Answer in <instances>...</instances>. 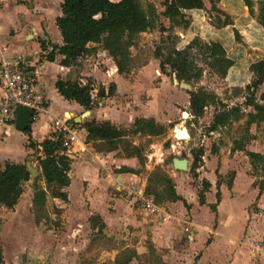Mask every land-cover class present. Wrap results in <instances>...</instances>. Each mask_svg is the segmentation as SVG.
<instances>
[{
	"label": "crops",
	"instance_id": "crops-1",
	"mask_svg": "<svg viewBox=\"0 0 264 264\" xmlns=\"http://www.w3.org/2000/svg\"><path fill=\"white\" fill-rule=\"evenodd\" d=\"M157 1L156 9L162 7L160 14L164 11V0ZM203 2L204 10L185 13L189 21L187 27L173 29L182 32L176 33L174 47L183 49L194 38L203 42L218 41L233 61L226 77L221 79L224 87L229 91H244L252 81L250 65L264 59V28L257 23L255 11L253 16L250 15L243 0H220L215 8L223 17L220 15L216 22L207 16L209 1ZM62 3L63 0H0V57L22 58L36 65L40 75L37 88L48 106V113L30 124L27 135L13 124L4 129L0 138V169L7 163H29L36 173L24 184L26 189L23 187L22 196L12 208L16 215L25 207L30 211L33 189L37 185L46 189L37 160L42 158L40 144L52 138L53 121L64 116L76 124L75 114L86 112L56 92V81L61 79L83 85L91 82L93 105L86 119L109 123L123 130L131 129L137 119H153L157 124L167 126L170 121L160 120L159 111L164 106L178 107L183 100L174 79L170 83L163 76L156 86H150L153 74H158L155 70L159 61L154 56L147 63L135 65L124 75L118 74L112 57L100 49L91 56L76 60L69 67L60 64L63 59L60 55H56L53 62H48L40 43L62 45L55 23L61 16ZM225 15L230 20L229 25H223ZM160 17L163 26L168 28V19ZM149 34L142 33L140 37ZM259 88H264V84ZM142 93H146L144 100ZM216 96L226 104L224 95ZM55 105L60 106L59 110ZM86 119L76 124L79 143L75 148L79 150L69 159V185L64 189L66 201L52 198L49 193L46 196V207L53 205L56 209L58 222L54 226L60 230L59 235L53 236L54 231H48L46 235L58 240L59 254L69 252L74 260L80 259L84 264H120L133 253L135 255L128 264H264V254L260 257L252 254V243L264 240V187L260 190L255 184L251 174L253 169L245 153L232 151L234 140L241 137L238 127L234 128L238 137L228 143L227 155L216 156L210 161L205 158L201 170L197 168L196 178L200 186L189 184L184 172L170 168L169 176L174 182L176 195L182 200L161 205L162 214L154 216L143 213L115 186L117 178L125 182L135 181L145 187L152 165L146 163L142 166L136 157L126 156L127 146L111 152L96 150L93 143L86 142L87 134L82 128ZM252 126L244 150L264 157V145L259 143L258 136H254L256 133L251 130ZM227 128L212 133L221 136ZM79 132L83 133L82 137ZM138 139L135 142H139ZM30 141L36 148L30 147ZM148 152H145V157ZM229 172L232 178L225 182L223 179ZM202 182L210 185L203 205L198 199ZM161 215L163 220L159 218ZM91 218H98L94 220L95 229L90 225ZM99 222L104 226L101 234L97 231ZM32 223L36 230L46 224Z\"/></svg>",
	"mask_w": 264,
	"mask_h": 264
},
{
	"label": "trees",
	"instance_id": "trees-1",
	"mask_svg": "<svg viewBox=\"0 0 264 264\" xmlns=\"http://www.w3.org/2000/svg\"><path fill=\"white\" fill-rule=\"evenodd\" d=\"M213 11L220 0H208ZM248 7L250 15H254L253 0H243ZM258 1L257 23L264 28V0ZM164 11L157 13L156 8L147 4L142 5L140 0H63L61 4V16L55 21L56 27L62 38L61 46H54L40 43L41 50L45 53V59L53 62L56 55L63 57L60 64L69 67L78 59L91 56L99 49L106 51L113 59L117 72L120 75L128 74L135 66L130 50L136 48L140 34L158 30L167 32L175 27H187L189 21L186 19V12L204 10L203 0H164ZM160 16L168 19L169 27L165 28L160 23ZM230 20L225 15L223 25H229ZM235 36L238 37L237 32ZM95 45V47H90ZM264 50V38H263ZM201 57L203 64L216 74L220 79H224L228 70L233 66V61L228 58L226 51L218 41L203 42L200 38H194L183 49L172 47L168 56L162 54L158 48L154 52V57L159 61V68L165 72V68L170 69L168 76L174 75L178 82L188 85L197 83L203 74V69L195 63V56ZM249 71L252 74V81L244 89L247 96L242 105L228 107L213 92H207L199 88L196 92L190 93L191 116L199 118L207 106L215 105L219 110L207 128V132L212 133L225 127L232 126L235 122H240L243 117L246 121L239 124L240 138L234 140L232 151H243L250 161L254 170L262 168L264 157L259 154L246 152L245 142L249 140V129L252 125L257 127L264 123V94L259 101L255 98L258 88L264 84V59L250 65ZM92 83L85 85L80 82H69L59 79L55 83L56 92L68 102H75L85 111L92 109ZM111 93V90L108 94ZM103 96V92H100ZM242 106L251 108L253 111L244 113ZM76 126V124H74ZM82 128L86 131V142L93 143L96 150L100 152H111L120 146H127L124 151L128 157H136L139 162L142 158L143 149L139 146H132L128 138L133 136L159 137L166 129L157 124L153 119H137L129 130L118 129L109 123H99L95 120L86 119L82 123ZM28 128L25 133H29ZM30 147L36 148L31 141ZM40 147L42 158H38V167L41 177L44 179L46 189L37 185L33 189L31 214L36 225L46 222L48 213L46 209L47 193L52 198L66 201L64 189L69 185L67 173L70 168V160L61 155V142L45 139ZM131 149V150H129ZM203 156L202 150L192 153V164L189 173H196L197 164ZM169 161H165L168 165ZM143 166V163L141 164ZM31 179L30 173L25 164L7 163L0 169V209H12L23 194V187ZM38 179V178H37ZM210 185L202 182L198 193L199 203L204 204L205 193ZM263 187L260 188L262 190ZM145 193L153 197L156 205H163L167 202L182 200L176 195L174 182L163 167L156 166L147 177ZM214 210V208H213ZM98 218H91L90 225L95 229V221ZM103 224H97L98 234H101ZM132 255H135L133 253ZM132 255L126 256L124 262L128 264ZM119 261V260H118ZM117 263V261H116ZM0 264H4L2 248L0 247ZM119 264V263H117Z\"/></svg>",
	"mask_w": 264,
	"mask_h": 264
},
{
	"label": "rangeland",
	"instance_id": "rangeland-1",
	"mask_svg": "<svg viewBox=\"0 0 264 264\" xmlns=\"http://www.w3.org/2000/svg\"><path fill=\"white\" fill-rule=\"evenodd\" d=\"M140 2L144 7H146L147 4H151L154 7L155 5H159V1L157 0H140ZM205 2L207 3V0H205ZM160 8L162 9V7H157V13L159 12ZM253 9L255 11V16H257V0H253ZM206 13L213 22H216V19L221 15L212 10L211 4ZM221 16L223 17V15ZM161 21L162 18L160 17V23ZM150 33L151 34H149L148 36L139 37L136 43V48L131 49V54L133 55L135 65H140L144 62L147 63L153 58L154 52L158 48L161 49V52H163L162 54L168 56L171 48L174 47L177 43L176 33L181 34L182 32L178 30H171L162 33L158 30H154ZM193 54L195 56V63L199 68L203 69L202 77L197 83L190 85V91L180 89L176 86V88L180 91V96H183V100H180L181 102H179L180 106H164V108L159 111L160 120L166 122L170 121L167 126L162 125L165 127L166 132L159 137H131L128 139L132 146H134L133 143H136V146H139L143 149L142 158L139 162L140 164L143 163V165H145L147 163L145 152L149 150L150 144H153L156 146L154 147L156 151L160 149L161 151H163L166 161H169V158L174 155H187V157L189 158V170L193 161L192 153L196 150H202L203 157L201 158V162L197 164L198 169L201 170L204 165L203 160L205 158L210 161L216 156H221L224 154L227 155L228 143L232 142L234 138L238 137L234 131V128H237L240 123L242 124L246 121V117H243L240 122H235L233 126H230L226 130H224L221 136H217L207 132V128L212 121L214 112L219 109L218 106H207L208 108L203 111V115L199 118H194L193 116H191V110L189 106L191 99L190 93L196 92L199 88H203L207 92H213L215 94L228 96L229 98L225 97V103L229 107L242 104L245 101V97L247 96L245 91H241L236 95V97L231 98V91L227 90L224 87L221 79L203 64L201 57L197 56L195 51H193ZM155 71H158V74L156 72L153 74L154 79L150 86H156L163 76L168 78V81H170V83H172V80L175 79L174 75L170 77L168 76V73H170V69L168 67L165 68V72L163 73L160 70L159 66ZM263 94L264 88H259L255 93L256 100L259 101L260 96ZM141 97L144 100L146 98V93H142ZM59 107L60 106L55 105V108L58 110ZM170 107L171 109H169ZM214 107L217 108L214 110ZM242 111L246 114L248 112H252L253 110L251 108H245L242 106ZM83 112L84 111H79L75 114L74 117H80ZM183 112L188 113V118L186 120L182 119L181 117ZM174 127L185 128L188 131L190 138L187 140H179L178 144L176 145L175 140L177 139L173 137ZM251 130L256 133V135H254L255 137L258 136L259 143L261 142L262 145H264V123L260 124L258 127L252 126ZM22 133L27 135V133L25 132ZM79 135L82 137L83 133L79 132ZM136 139H138L139 142H135ZM171 145H174V150L171 149ZM155 167L156 166L152 165L151 171ZM170 168V164L163 166V169L168 174L170 173ZM183 174H186L185 176L187 177H185V179L189 184L200 186V183L197 182L196 178L197 173H195L194 175V173L190 174L188 171L184 172ZM251 174L255 178V184L259 188L264 187V168H258L256 170L253 169L251 171ZM231 178L232 174L229 172L223 180L225 182H229ZM24 188L26 189V187ZM31 205L30 211H28L25 207L24 211L19 212L18 215H16L14 209H0V247L3 251L4 264H84L81 263L80 259L74 260L69 255V252L67 254H59L58 240H54L52 236L48 237L46 235V232L48 231H54L53 236L59 235L60 232V230L57 229L56 226H54L56 222H58L55 207L53 205L46 207L48 219L46 220V224H44V226H40L38 231L33 227L32 221H34V219L31 214ZM262 205L264 208V201ZM51 226L55 228H51ZM48 251L50 253H48Z\"/></svg>",
	"mask_w": 264,
	"mask_h": 264
},
{
	"label": "built area",
	"instance_id": "built-area-1",
	"mask_svg": "<svg viewBox=\"0 0 264 264\" xmlns=\"http://www.w3.org/2000/svg\"><path fill=\"white\" fill-rule=\"evenodd\" d=\"M39 76L36 65H31L22 58L0 57V138L6 127L15 124V110L18 107H24L31 111L30 124L35 123L48 113L47 101L37 89ZM51 140L61 142V155L68 159L79 150L75 148L79 143L76 126L68 117L62 116V118L53 121ZM175 142L177 145L179 140ZM174 148V145H171V149L174 150ZM146 159L147 164L153 166H162L166 161L163 151H156L153 146H150ZM115 186L146 215L158 216L162 214V208L155 204L153 197L145 193V187L142 184L115 178ZM159 218L163 220L164 216L161 215ZM252 254L254 257L264 254V240L252 243Z\"/></svg>",
	"mask_w": 264,
	"mask_h": 264
},
{
	"label": "water",
	"instance_id": "water-1",
	"mask_svg": "<svg viewBox=\"0 0 264 264\" xmlns=\"http://www.w3.org/2000/svg\"><path fill=\"white\" fill-rule=\"evenodd\" d=\"M173 83L175 86H177L180 89L190 91L191 87L190 85L184 83V82H178L176 79L173 80ZM242 91V89H234L231 91L230 96L231 98L236 97L237 94H239ZM229 98L228 96H225ZM225 100V98H223ZM31 111L24 107H18L15 110V128L19 131H26L30 126V117H31ZM89 116V112H84L80 117L74 118V122L76 124H79L83 119H86ZM182 119L186 120L188 117L187 112H183L181 115ZM174 137L177 136V128L174 127ZM181 132H185V138H190L189 135L186 133V130L183 129ZM169 164L172 167V169L176 172H188L189 171V158L187 155H174L169 158ZM31 177H35L36 173L35 170L30 166L29 163L25 164Z\"/></svg>",
	"mask_w": 264,
	"mask_h": 264
},
{
	"label": "bare ground",
	"instance_id": "bare-ground-1",
	"mask_svg": "<svg viewBox=\"0 0 264 264\" xmlns=\"http://www.w3.org/2000/svg\"><path fill=\"white\" fill-rule=\"evenodd\" d=\"M69 114H67L68 116ZM188 118V117H187ZM186 118V119H187ZM177 128V136H175V138L179 139V140H187L188 138H185V132H181L183 129L185 128H179V127H176ZM186 130V129H185ZM187 133V131H186ZM188 134V133H187ZM174 135V134H173ZM189 135V134H188Z\"/></svg>",
	"mask_w": 264,
	"mask_h": 264
}]
</instances>
